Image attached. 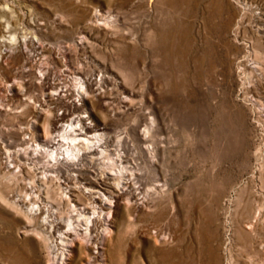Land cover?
Wrapping results in <instances>:
<instances>
[{
    "label": "rangeland",
    "instance_id": "rangeland-1",
    "mask_svg": "<svg viewBox=\"0 0 264 264\" xmlns=\"http://www.w3.org/2000/svg\"><path fill=\"white\" fill-rule=\"evenodd\" d=\"M0 5L5 23L43 46L14 49L16 68L0 67V81H22L36 103L48 92L59 114L72 110V98L55 90L83 81L98 94L94 110L78 101L80 111L104 123L112 157L120 139L138 172V201L128 189V206L114 213L108 264H264V63L250 65L264 56V0ZM27 57L42 69V82ZM23 109L20 120L0 114V147H17V126L31 118ZM89 175L83 170L78 182ZM15 179L0 178V195L23 194L27 180ZM155 183L156 194L140 200ZM22 222L0 201V264H45L41 242L21 234Z\"/></svg>",
    "mask_w": 264,
    "mask_h": 264
},
{
    "label": "bare ground",
    "instance_id": "bare-ground-1",
    "mask_svg": "<svg viewBox=\"0 0 264 264\" xmlns=\"http://www.w3.org/2000/svg\"><path fill=\"white\" fill-rule=\"evenodd\" d=\"M4 8L0 5V13ZM97 17L101 18V15ZM27 41L43 51L40 42L30 37L25 39L17 24H7L0 16V67L15 69L16 58L12 51L24 48ZM27 60L26 66L31 70L37 68L34 77L42 82V69L35 66L30 57ZM262 63L264 56L262 62L252 61L250 65L259 70ZM9 79L0 81V114L20 120L25 105L29 109L27 116L31 118L17 126L21 137L17 147L12 146L13 151L9 147H0V178L9 174L11 182L14 176L15 181H27L21 183L23 194L14 197L0 195V201L22 217L21 234H32L41 242L45 264H108L106 253L115 210L119 206H128L124 197L126 190L132 189L137 201L140 192L136 186L138 172L134 171L133 162L120 151V139L112 157L104 123L92 122L89 115L78 107L79 101L94 110L98 92L92 89L89 94L81 80L73 84L71 90L59 86L54 96L70 95L72 98V110L59 114L50 107L51 94H43L41 102L36 103L22 81L15 77ZM13 98L17 104L6 102ZM138 139L145 144L147 160L152 163L154 155L146 144L148 136L144 129H139ZM15 160L20 162L13 164ZM83 170L89 171L90 175L85 181L78 182ZM66 171L71 173L63 177L62 173ZM157 189L158 183L144 187L140 200L155 195Z\"/></svg>",
    "mask_w": 264,
    "mask_h": 264
}]
</instances>
